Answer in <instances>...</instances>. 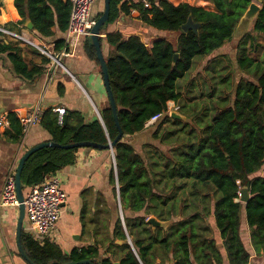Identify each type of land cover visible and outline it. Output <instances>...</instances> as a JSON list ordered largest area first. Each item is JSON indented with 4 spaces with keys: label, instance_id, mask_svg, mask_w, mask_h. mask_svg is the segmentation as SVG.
Instances as JSON below:
<instances>
[{
    "label": "trees",
    "instance_id": "trees-1",
    "mask_svg": "<svg viewBox=\"0 0 264 264\" xmlns=\"http://www.w3.org/2000/svg\"><path fill=\"white\" fill-rule=\"evenodd\" d=\"M208 1L215 10L189 3L175 5L170 0H148L147 7L136 0L130 5L128 0H110L107 24L116 22L120 12L135 8L157 36L148 45L135 34L126 38L121 31H113L106 35L110 51L104 55L124 134L114 153L125 228L119 217L102 256L95 248L66 254L58 243L40 241L23 230L22 245L32 264L83 259L114 264L113 258L120 264H167L171 260L174 264H223L221 245L229 264H248L252 251L242 234L244 219L255 252L264 254V0L251 29L233 46L235 60L228 54H214L232 44L253 0ZM14 5L20 24L30 19L43 39L55 36L57 29L63 36L55 40V51L66 47L69 0H14ZM190 14L201 24L198 34L182 30ZM173 33H177L175 43L168 38ZM85 50L98 61L88 41ZM0 51L9 52L22 76L33 78L40 73L28 71L16 46L0 45ZM176 53L180 56L174 64ZM208 56L212 57L195 75L198 83H183L197 59ZM169 101L175 102L185 119L164 115L154 125L152 141L138 151L129 137L142 132L153 116L167 111ZM66 114L67 120L60 122L52 108L43 111L39 124L51 141L107 145L119 134L110 103L101 110L102 121L86 122L77 110H66ZM8 119V137L22 139L17 114L9 113ZM79 149L45 147L31 155L21 173L24 195L49 175L74 164ZM112 181L115 184L114 176ZM244 186L250 193L247 203L241 201ZM150 216L167 226L153 227L147 221ZM117 239L131 243L119 244Z\"/></svg>",
    "mask_w": 264,
    "mask_h": 264
},
{
    "label": "crops",
    "instance_id": "crops-1",
    "mask_svg": "<svg viewBox=\"0 0 264 264\" xmlns=\"http://www.w3.org/2000/svg\"><path fill=\"white\" fill-rule=\"evenodd\" d=\"M2 1L0 26L23 34L32 43L15 40L0 32V45L16 46L28 71L40 70V73L33 78L22 76L16 71L9 52L0 51V117H6L8 120V124L0 128V264H31L21 255L17 245L20 208L2 205L1 196L9 170L14 166L18 167L25 151L42 142L51 141V135L38 123L22 139L13 140L6 134L11 128L8 115L11 112L16 114L30 112L37 106H40L42 111L53 107H65L67 110L81 111L86 122L95 119L102 121L101 110L109 104V100L100 63L87 54L84 40L72 38V46L69 48L73 54L62 58V66H55L50 57L37 45L55 51V40L62 37L63 33H59L56 29L55 36L41 38L34 28L28 29L26 24H20V15L14 0ZM170 1L175 5L189 3L215 10V5L208 0ZM131 3L133 0H128V4ZM258 4L261 6L259 2ZM104 9L105 1L97 0L92 9L94 18L97 19ZM246 26V29L250 30L253 21ZM246 29H240L239 34ZM113 31H121L126 38L133 34L139 35L148 45L157 38L154 32L139 19V12L135 8H131L129 13L120 12L116 22L109 23L101 31L104 53L108 54L110 51V46L106 43V35ZM262 37L264 40V35ZM239 39L240 35L234 37L232 44L225 45L214 55L228 54L235 60L236 50L233 46ZM211 57L197 59L198 69L193 75L194 78ZM182 90L183 93L186 91V85L182 87ZM168 106L171 109L177 107L174 101H169ZM154 125H146L142 132L130 136L128 141L141 152L142 146L152 141ZM55 173L61 178L62 188L67 194L63 213L57 222L56 229L50 237L40 239L34 233L26 215L22 231L34 235L40 241L49 239L58 243L66 254H70L74 249L95 248L99 249L102 256L114 236L119 217L125 228L124 213L120 206L114 150L82 147L76 152L74 164ZM113 176L115 184L112 181ZM211 221L213 218L210 219ZM244 222L246 223L245 219ZM243 223L242 229L249 231L247 223ZM211 227L221 245L215 224ZM117 241L118 239L115 240L116 243ZM245 242L252 251L248 264H264V254L258 255L255 252L250 236L245 239ZM221 251L224 256L223 264H229L222 245ZM113 259L119 262L116 258ZM167 264H174V262L171 260Z\"/></svg>",
    "mask_w": 264,
    "mask_h": 264
},
{
    "label": "built area",
    "instance_id": "built-area-1",
    "mask_svg": "<svg viewBox=\"0 0 264 264\" xmlns=\"http://www.w3.org/2000/svg\"><path fill=\"white\" fill-rule=\"evenodd\" d=\"M71 3V13L69 24L66 32V47L60 52L51 51L46 47L37 45L44 54L50 57L53 65L62 66V58L70 56L73 51L69 48L72 46V38H78L86 41L87 37L91 35V30L95 24L96 19L92 15L93 5L97 0H69ZM141 1L147 7L149 6L148 0H136ZM0 32L5 35L18 40L32 43V41L26 38L23 34L15 32L11 29L0 26ZM54 112L58 113L60 122L63 121L66 114L65 107H53ZM174 109H178L175 107ZM173 109L153 116L147 125H153L159 121L164 115H169ZM42 109L40 106L35 107L32 111L26 113H17V117L22 125L23 137L27 135L30 129L40 122L42 116ZM8 124L6 117H0V128L5 127ZM16 173L17 167L14 166L9 170L5 185L3 187L1 204L4 206H19V200L16 190ZM67 200V194L62 188V180L56 174H51L46 180L31 188L25 195L24 204L26 207V215L32 226L34 233L40 238L44 239L50 237L56 229L57 222L59 221L64 205Z\"/></svg>",
    "mask_w": 264,
    "mask_h": 264
},
{
    "label": "water",
    "instance_id": "water-1",
    "mask_svg": "<svg viewBox=\"0 0 264 264\" xmlns=\"http://www.w3.org/2000/svg\"><path fill=\"white\" fill-rule=\"evenodd\" d=\"M105 1V9L103 11V13L96 19L95 24L91 30V35H89L86 39V41H88L92 46L95 47L96 53H97V59L100 63V67L102 70V74H103V80H104V85L106 88V92L108 95V99H109V103L110 106L113 109V113H114V117L117 123V126L119 128V134L118 136L113 140L110 141L107 145H101L98 143H94V142H89V141H83V142H77V143H70V144H59L56 143L54 141H46V142H42L40 144H37L33 147H31L30 149H28L27 151L24 152V154L22 155L18 167H17V173H16V190H17V196H18V200H19V208H20V217H19V222H18V226H17V245H18V249L19 252L21 253V255L23 257H25L31 264L32 262L28 259L23 245H22V229H23V222L26 216V207L24 204V192L22 189V184H21V173L22 170L24 168V165L26 163V161L30 158L31 155H33L35 152H37L38 150L45 148V147H61V148H65V149H70V148H82V147H92V148H97V149H110V150H114V146L115 144L121 140L123 138V131L120 128L119 122H118V116H117V105H116V101L114 99V95L110 86V81H109V74H108V67H107V60L105 58L103 49H102V43H101V31L103 28H105V26H107L109 19H110V11H111V5H110V0H104ZM258 2H262V0H256L253 1L249 8L247 9V11L245 12V14L243 15L242 19L240 20V23L238 24L236 30H235V35L234 37L240 35V38L249 31V29H246V25L251 23L252 21H254L257 13L259 12L261 6L258 4ZM3 5V1L0 0V6ZM26 27L28 29H33L34 25L32 23V21L30 19H28L26 21ZM107 24V25H106ZM201 24L198 22H195L193 19L192 14L189 15L187 21L182 25V30L184 32H189V31H193L194 33L198 34L199 33V29H200ZM245 28L246 30H243L244 32H242L241 34H239V30ZM179 53H176L174 56V60L173 63L175 64L177 59L179 58ZM67 114L64 115V121L67 120ZM170 117L172 118H178V119H185V117L180 114L178 112V110L173 109L170 112ZM241 195V201L244 203H247L250 199V193L248 190L247 186H244L240 192ZM121 206V204H120ZM148 223H150L153 227H166L167 226V222L161 221L159 220L157 217L155 216H150L147 219ZM124 242L127 243H131V240H118L117 243L122 244ZM61 264H93V260L92 259H83L80 261H69L66 263H61ZM114 264H120V262L118 261H114Z\"/></svg>",
    "mask_w": 264,
    "mask_h": 264
},
{
    "label": "rangeland",
    "instance_id": "rangeland-1",
    "mask_svg": "<svg viewBox=\"0 0 264 264\" xmlns=\"http://www.w3.org/2000/svg\"><path fill=\"white\" fill-rule=\"evenodd\" d=\"M92 11L94 12V10H92ZM92 15H93V13H92ZM93 17H94V16H93ZM168 38H169L170 40H172V41L175 43V42H176V38H177V33H173V34L168 35ZM197 69H198V68H197V66H196V68L193 69V71L191 72V74H189V75L186 77V79L183 80V83L187 84V83L192 82V80H194L195 82H197L196 79H195L194 76H193V75L196 73V70H197ZM197 83H198V82H197ZM156 144H157V142H156ZM258 173L262 174V171H259ZM243 224H246V223L244 222ZM211 225L214 226V222H213V221H211ZM242 234H243V236H244L245 239H246V238H249V236H250V232H249L248 230H247V231L242 230Z\"/></svg>",
    "mask_w": 264,
    "mask_h": 264
}]
</instances>
